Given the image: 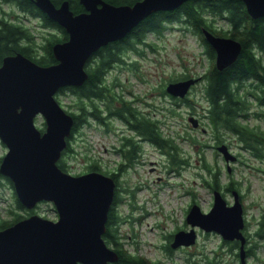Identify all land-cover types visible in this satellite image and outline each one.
<instances>
[{
	"label": "water",
	"instance_id": "95a60500",
	"mask_svg": "<svg viewBox=\"0 0 264 264\" xmlns=\"http://www.w3.org/2000/svg\"><path fill=\"white\" fill-rule=\"evenodd\" d=\"M33 1L64 27L68 37L52 44L56 59L52 64H39L21 52L2 57L0 141L7 150L0 161V173L11 180L25 208L49 201L57 218L30 213L0 229V264H108L118 258L102 236L115 180L98 170L72 174L58 166L73 117L55 93L61 87L84 82L86 61L99 47L123 38L150 13L173 10L186 0H135L133 4L78 0L84 10L76 13L68 0L58 6L51 0ZM242 1L251 17L264 15V0ZM201 30L215 51V66L222 69L230 65L241 50L240 41L214 34L205 27ZM198 80L199 77L170 80L165 91L184 97ZM188 120L193 127L199 124L193 115ZM217 150L228 164L236 159L225 143L219 144ZM232 194L233 201L228 204L220 190L215 189L206 212L192 203L185 216L192 227L177 230L170 247L193 244L196 225L218 232L224 240L238 239L240 264H247L243 206L238 190L233 189Z\"/></svg>",
	"mask_w": 264,
	"mask_h": 264
},
{
	"label": "rangeland",
	"instance_id": "374dc122",
	"mask_svg": "<svg viewBox=\"0 0 264 264\" xmlns=\"http://www.w3.org/2000/svg\"><path fill=\"white\" fill-rule=\"evenodd\" d=\"M11 8L20 15V22L34 33V39L40 42L46 27L36 17L25 15L13 7L12 3L0 0V13ZM217 25L226 26L221 20H217ZM146 37L153 42V47L141 45L138 46L140 53L132 50L124 52V62L112 65L106 74L107 81H115V92L133 101L138 111L162 120L159 123L162 131L176 137L174 142L179 149L180 161L173 162L163 147L147 141L138 142L139 147L130 165L124 167L117 178L118 200L114 209L119 216V241L132 254L143 255L156 264H238L234 249L216 231H205L195 225L196 241L193 244L172 248L169 243L177 230H189L192 227L185 221L190 204H198L204 212L212 205V190L204 184V179L210 180L211 175L203 166L204 161L212 169L220 171L221 184L228 180L237 184V189L243 195L246 231L253 234L255 200L259 198L260 189L264 185V172L257 169L258 166L264 168V146L261 162L259 157L243 147V142L238 140L235 133L220 130L219 135L229 144V150L240 157L239 162H229L231 168L228 172L222 156L217 155V150L210 146L215 139L207 123L206 106L209 103L204 96L203 81L195 82L197 84L187 93L192 106L187 103L173 106L163 90L169 80L186 73L201 74L209 66L210 59L204 54L200 37L179 22L168 23L159 35L148 32ZM55 97L65 109H75L74 95L70 91H57ZM247 104L244 123L264 132V115L261 114L264 107L251 95ZM190 113L200 118L197 127L189 122ZM107 122L108 126H104L90 119L89 123L74 133L71 139L74 153L64 156L68 165L65 171L72 174L89 171L91 158L97 160L100 171L116 170L121 161L127 162L117 148L124 135H131L137 140V134L119 119L109 118ZM6 150L7 147L0 141V157ZM1 182L0 217L11 218L12 215L7 212L10 208L27 216V208L24 210L16 206L7 179L2 177ZM224 197L232 203L230 191H226ZM33 210L32 213L43 217L53 220L57 218L52 202L40 201ZM250 242H253L252 237ZM246 261L247 264H256L254 253Z\"/></svg>",
	"mask_w": 264,
	"mask_h": 264
},
{
	"label": "trees",
	"instance_id": "16d2710c",
	"mask_svg": "<svg viewBox=\"0 0 264 264\" xmlns=\"http://www.w3.org/2000/svg\"><path fill=\"white\" fill-rule=\"evenodd\" d=\"M13 3L17 10L27 11L30 16L41 21L46 27L45 34H41L40 42L35 40L34 33L22 22L20 15L12 8L0 13V64L2 57L7 54L21 52L39 64H52L56 62L52 53V44L56 41L67 39L68 34L64 27L51 19L44 11L40 10L30 0H2ZM58 5L62 0H51ZM73 12L83 9L78 0H68ZM113 4H133L135 0H106ZM217 20L224 21L226 26L217 25ZM183 23L185 28L190 29L200 37L204 54L210 59L209 66L203 72L204 96L209 100V108L206 112L207 123L213 133V138L220 141V130H230L236 134L238 140L243 142V147L249 149L255 156H262L264 146V132L256 126H249L243 121L248 111V97L264 107V18L253 19L245 9L241 0H186L178 8L171 11H155L143 18L123 38L110 41L99 47L87 59L85 70L87 78L79 86H65L58 89V92L70 91L74 95V110L66 109L73 117V124L70 134L66 137L67 146L61 151L57 160L58 166L67 170L68 165L64 156L74 153L71 146V139L82 125L91 120L108 126L107 118H115L122 121L136 134L146 138L150 143L167 149L172 161L178 163V146L174 142L176 137L162 131L156 118L149 114L138 111L133 106V101L124 99L114 90L115 81H107V72L115 63L124 62L123 54L132 50L140 53L138 46L145 45L153 47V42L146 39L148 32L159 35L168 26V23ZM202 27L207 28L217 35L232 36L241 43V50L236 59L228 66L218 69L214 63L215 51L208 43L202 33ZM189 74L174 78L182 79ZM165 92V85L163 87ZM186 103L192 106L187 99ZM264 115V112H261ZM192 138V137H189ZM117 151L127 161H121L116 170H102L115 180V177L131 163L135 151L139 147L138 140L131 135H124L121 138ZM0 157V161H1ZM206 171L211 175L210 180L204 179V184L211 189L238 190V186L232 180L221 184L219 181V170L203 162ZM88 168L98 170L101 168L97 160L91 158ZM2 177L6 178L12 188L15 204L18 208L24 206L19 202L11 180L0 173V184ZM115 195V197H114ZM113 195L109 208L113 214V221L107 222L102 236L110 247L118 255L116 261L110 264H156L157 262L140 254H132L119 241L117 225L119 216L116 214L114 205L118 200L117 193ZM110 204V205H111ZM191 205V204H190ZM11 218L0 217V229L5 228L25 215L14 209H8ZM27 214L34 212L33 208L26 209ZM233 244L230 241H226ZM170 250V248L168 247ZM252 252L248 251V255ZM109 264V263H108Z\"/></svg>",
	"mask_w": 264,
	"mask_h": 264
},
{
	"label": "flooded vegetation",
	"instance_id": "af4514ba",
	"mask_svg": "<svg viewBox=\"0 0 264 264\" xmlns=\"http://www.w3.org/2000/svg\"><path fill=\"white\" fill-rule=\"evenodd\" d=\"M34 5H36L35 3H34V1L33 0H30ZM242 1V0H241ZM243 2V1H242ZM8 3V2H7ZM243 4H244V2H243ZM12 6L13 7H15V8H17L16 6H14L13 5V3H12ZM58 6V5H57ZM244 6H245V4H244ZM36 7H38L37 5H36ZM83 7V6H82ZM39 8V7H38ZM178 8V7H177ZM40 9V8H39ZM176 9V8H175ZM245 9H246V7H245ZM41 10V9H40ZM84 10V8L82 9V10H80V11H83ZM174 10V9H173ZM20 11V10H19ZM79 11V12H80ZM168 11H171V10H168ZM23 13L25 14V15H29V13L27 12V11H23ZM76 13V12H75ZM248 14V13H247ZM253 18V17H252ZM257 18H264V15H261V16H258V17H256V18H253V19H257ZM41 22V21H40ZM227 36V35H226ZM195 76H197V77H200V79H199V81L200 80H202L203 81V73H201V74H197V75H188L187 77H195ZM187 77H184V78H187ZM198 81V82H199ZM197 83H195V84H193L191 87H190V89L193 87V86H195ZM189 89V90H190ZM166 92V91H165ZM189 92V91H188ZM163 94H165V93H163ZM166 94H168V93H166ZM168 98H169V102H170V104L172 103V105L173 106H175V105H179V104H185L186 103V100L188 99V97H187V94L184 96V97H177V96H172V95H170V94H168ZM206 98V97H205ZM206 100H207V102L209 103V100L206 98ZM209 105H210V103H209ZM209 105L207 104V106H206V108H207V110H208V108H209ZM191 115H194V113H190L189 114V116H191ZM188 116V117H189ZM196 117V116H195ZM197 119H198V121H199V124H200V118H198V117H196ZM107 119H109V118H107ZM156 121H157V123H161L162 122V120L161 119H156ZM98 123H100V122H98ZM101 124V123H100ZM198 124V125H199ZM101 125H103V124H101ZM127 126V125H126ZM137 137H138V142H141V141H147V142H149L146 138H143L142 136H140V135H138L137 134ZM221 143H225L224 142V139H221L220 141H218V140H214L211 144H210V146L213 148V149H216L217 150V146L219 145V144H221ZM226 144V143H225ZM156 146V145H155ZM227 146H228V148L230 147L229 146V144L227 143ZM216 154L217 155H221V153L217 150L216 151ZM236 155V159L234 160L235 162H239L240 161V157L238 156V154H235ZM263 155V154H262ZM222 156V155H221ZM257 157H259L260 159H261V162H263V157L262 156H257ZM262 157V158H261ZM222 158H223V156H222ZM224 159V158H223ZM224 164H225V166H226V168H227V171L229 172V170H230V166H229V164L224 160ZM220 168V167H219ZM257 169L262 173V172H264V168H263V166H258L257 167ZM220 172V171H219ZM118 176H116L115 177V190H114V194L116 193V190H117V185H118ZM229 181V180H228ZM234 182V181H233ZM235 183V182H234ZM226 184V183H225ZM225 187V185H222L221 186V188L219 189L220 190V192H221V194L223 195V197H224V194H225V192L226 191H228L227 189H225L224 188ZM212 190V193H213V191L215 190V189H211ZM232 191H233V189H230V192H231V194H232ZM238 193H239V199H240V201H241V203H242V198H243V195H242V192H240L239 190H238ZM114 197H115V195H114ZM225 198V197H224ZM232 198H233V194H232ZM226 200V199H225ZM233 201V200H232ZM113 202V201H112ZM226 202L228 203V204H230L227 200H226ZM112 206V204L109 206V208ZM244 208V207H243ZM255 209H256V214H255V219H254V231H253V234H250V233H248L247 231H246V225H247V222H246V220H245V217H244V215H243V217H244V227H243V229H242V231H243V234L245 235V249H246V259H247V257L248 256H250V255H248V251H250V252H252L251 254H253L254 253V255H255V257H256V264H264V259L262 258V254H264L263 252H264V185H262V187H261V189H260V192H259V198L257 199V200H255ZM113 214L110 212V210L108 209V215H107V219H106V222H105V225H106V223L107 222H112L113 221V216H112ZM251 237L253 238V242H250V239H251ZM222 238V237H221ZM224 240V239H223ZM224 241H230V243H232L233 245L231 246V247H233V249H234V256H236V260L238 261V264H240V258H239V254H238V251H239V240L238 239H233V240H224ZM110 264V263H109ZM208 264H212V262H208Z\"/></svg>",
	"mask_w": 264,
	"mask_h": 264
}]
</instances>
